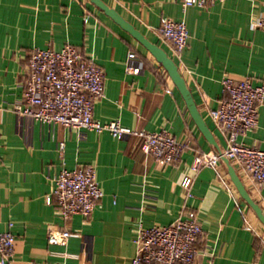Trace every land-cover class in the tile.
<instances>
[{"label": "crops", "instance_id": "obj_1", "mask_svg": "<svg viewBox=\"0 0 264 264\" xmlns=\"http://www.w3.org/2000/svg\"><path fill=\"white\" fill-rule=\"evenodd\" d=\"M103 1L175 61L218 148L224 149V133L210 110L224 98L225 75L264 84V30L252 26L264 12V0L186 9L179 0ZM163 17L186 23L189 38L180 58L158 34ZM67 44L105 71V95L94 117L119 119L137 130L168 129L187 144L178 162L159 165L135 137L73 130L13 110L23 97L30 51ZM128 63L140 66V72L127 73ZM258 118V127L238 140L264 148V103ZM209 150L217 149L196 125L163 65L91 0H0V232L10 230L14 236L10 264H131L139 224L165 225L181 216H197L202 225L198 264H264V224L238 192L225 162L192 169L195 153ZM230 162L264 212V185L257 190ZM89 164L96 165L104 196L89 218L76 214L64 221L56 203H46L53 177L63 167ZM185 177H194L191 195L181 185ZM52 227L78 236L66 246L50 245Z\"/></svg>", "mask_w": 264, "mask_h": 264}, {"label": "built area", "instance_id": "obj_2", "mask_svg": "<svg viewBox=\"0 0 264 264\" xmlns=\"http://www.w3.org/2000/svg\"><path fill=\"white\" fill-rule=\"evenodd\" d=\"M225 0H179L183 9ZM254 29L264 30V12L254 19ZM158 34L170 43L173 56L180 58L187 46L189 32L186 23L163 17ZM135 58L129 54V60ZM24 91L13 110L31 116L42 123L61 124L73 130L108 131L114 138L135 137L140 149L151 155L161 166L180 160L187 144L166 128L157 131L137 130L121 124L119 119L102 122L94 117V107L104 93V69L87 57L80 48L67 44L59 50L35 48L29 53ZM141 67L128 63L126 71L138 74ZM167 91V89H165ZM224 98L210 110V116L224 133L226 147L220 151H198L192 169L217 168L222 157L236 164L240 172L259 190L264 185V148L240 142L239 137L259 124V106L264 103V84H255L251 77L222 79ZM65 144L59 146L64 155ZM194 177H185L182 187L191 195ZM54 189L46 203H56L57 213L64 220L79 214L89 218L104 196L97 178L95 164L73 169L63 167L53 177ZM203 228L197 216L179 217L165 225L144 227L139 224L134 236L136 246L131 264H198V243ZM78 236L68 229L52 227L48 233L50 245L66 246L71 237ZM14 253V236L10 230L0 232V264H10ZM67 257L76 254L62 253Z\"/></svg>", "mask_w": 264, "mask_h": 264}, {"label": "water", "instance_id": "obj_3", "mask_svg": "<svg viewBox=\"0 0 264 264\" xmlns=\"http://www.w3.org/2000/svg\"><path fill=\"white\" fill-rule=\"evenodd\" d=\"M96 6L102 9L108 16H110L116 23H118L123 29L128 31L135 39H137L155 58L163 65L166 71L169 73L171 79L183 95L189 112L194 119L196 125L207 138V140L220 151L218 148L212 132L209 129L206 121L202 117L192 94L187 86L184 77L181 75L178 65L168 55V53L155 43L148 40L139 30H137L132 24L127 22L115 9L108 6L103 0H91ZM222 161L225 162L228 168V173L238 192L242 198L251 206L259 220L264 224V212L262 206L251 196L243 183L241 177L237 173L235 167L231 164L230 160L226 157H222Z\"/></svg>", "mask_w": 264, "mask_h": 264}]
</instances>
